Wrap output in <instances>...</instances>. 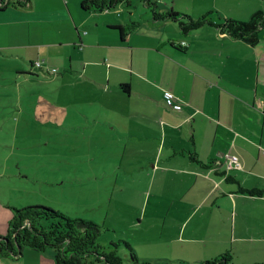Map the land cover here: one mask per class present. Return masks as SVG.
<instances>
[{
    "label": "crops",
    "instance_id": "1",
    "mask_svg": "<svg viewBox=\"0 0 264 264\" xmlns=\"http://www.w3.org/2000/svg\"><path fill=\"white\" fill-rule=\"evenodd\" d=\"M118 9L85 12L80 0H32L28 9L0 10V57L29 64L20 74L39 83L60 77L69 105L84 111L71 115L84 136L95 137L97 150L113 151L97 163L114 169L120 194L109 196L108 207L140 225L147 218L162 224L164 244H135L137 251L130 244L140 261L200 264L231 253L236 264L264 263V196L240 192L264 189V18L257 45L216 31L221 47L198 52V42L195 54L194 43H176L165 35L169 25L154 26L169 22L150 16L123 41L114 26L136 21ZM165 92L179 99L174 108ZM227 155L239 158V169L226 172ZM139 174L148 185L137 204L124 194L128 178ZM123 235L108 240H136ZM144 245L149 250L140 251ZM119 254L130 261L128 249ZM0 264H55L54 251L25 250Z\"/></svg>",
    "mask_w": 264,
    "mask_h": 264
},
{
    "label": "rangeland",
    "instance_id": "2",
    "mask_svg": "<svg viewBox=\"0 0 264 264\" xmlns=\"http://www.w3.org/2000/svg\"><path fill=\"white\" fill-rule=\"evenodd\" d=\"M157 2L161 9L172 6L177 12L193 19L213 11L211 17L216 22H220V17L247 22L254 11H261L264 15V0ZM117 8L123 11V19H129L132 15V20L142 27L151 17L150 9L142 0H132L131 7L120 5ZM161 25H169L165 35L176 43H194L192 52L195 51V54L198 42L202 48L198 52L211 51L223 44L221 35L216 32L218 30L210 26L184 35L177 23L154 24ZM209 35L215 37L208 38ZM46 67H50L49 62ZM23 69L29 70V64L0 57V236L7 234L6 223L13 217L12 208L44 206L71 218H81L99 225L102 230L99 244H109L108 237L126 238L123 233L136 240H119L133 243V247L137 246L135 244H164L158 236L162 229L161 222L148 221L147 218L140 225L134 216L120 214L113 205L108 207L109 196L113 192L115 197L120 193L114 190V169L103 168L97 163L101 161L100 158L107 160L113 157L114 153L111 149L97 150L95 137L84 136L82 121L71 116L84 111L80 110V105H69L70 101L65 95L69 90L63 88V80L52 77L50 80L57 84L39 83L34 77L20 74ZM38 72L41 73V70ZM40 77L39 81H48L41 74ZM99 140L103 148L105 142L111 146L109 138ZM121 173V183L124 184L126 177L123 171ZM146 182L144 174L128 178L126 185L130 188L124 196H133L137 204L141 203V194L148 185ZM133 223H137V226ZM149 239L154 242H139ZM148 248L144 245L140 251H147ZM122 258L126 263L127 260Z\"/></svg>",
    "mask_w": 264,
    "mask_h": 264
},
{
    "label": "trees",
    "instance_id": "3",
    "mask_svg": "<svg viewBox=\"0 0 264 264\" xmlns=\"http://www.w3.org/2000/svg\"><path fill=\"white\" fill-rule=\"evenodd\" d=\"M142 1L150 9L154 22L177 23L184 35L210 26L216 28L221 34H227L233 40L245 41L252 46L259 42L258 32L264 17L261 11L255 12L247 22L221 17L220 22H216L211 17L214 14L213 11L193 19L177 12L172 6L165 10L161 9L157 0ZM31 3L32 0H0V10L28 9ZM120 5L131 7L132 0H80V7L85 12L111 11ZM137 27V23H131L126 27L119 24L114 26V29L120 32L123 41H127L128 35ZM171 45L175 47L173 43ZM38 76L35 74V77ZM123 88H129V86L123 85ZM190 158L198 162L194 154H191ZM226 181L237 183L230 176L226 178ZM240 192L250 196H264V189L240 188ZM12 210L14 213L9 221L7 234L0 236V257L16 259L22 256L25 250L38 253L53 250L55 264H126L119 254V249L124 247L131 255L127 264H161L140 261L130 243L123 240L110 242L107 247L102 246L98 243L102 235L101 227L92 221L71 218L61 211L44 206H28L20 209L12 208ZM200 264L236 263L231 253H224Z\"/></svg>",
    "mask_w": 264,
    "mask_h": 264
},
{
    "label": "built area",
    "instance_id": "4",
    "mask_svg": "<svg viewBox=\"0 0 264 264\" xmlns=\"http://www.w3.org/2000/svg\"><path fill=\"white\" fill-rule=\"evenodd\" d=\"M35 67L42 68V65H41V63L38 62L37 64H35ZM51 73L57 74L58 70L52 69ZM164 99H165V103H166L168 108H174L175 104L178 103V101H179V99H177V97H175L171 92H165L164 93ZM239 168H240L239 158L237 156H234V155H227L226 161H225L226 172L237 170Z\"/></svg>",
    "mask_w": 264,
    "mask_h": 264
}]
</instances>
